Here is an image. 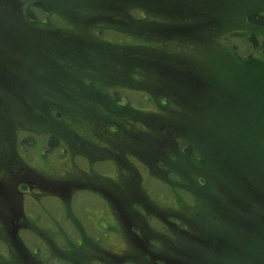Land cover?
Listing matches in <instances>:
<instances>
[{"label": "rangeland", "instance_id": "374dc122", "mask_svg": "<svg viewBox=\"0 0 264 264\" xmlns=\"http://www.w3.org/2000/svg\"><path fill=\"white\" fill-rule=\"evenodd\" d=\"M28 1L5 0L6 3L0 4V16L11 23L6 28L12 44L10 49L23 56L26 53V59L21 60L17 80L31 79L35 90L48 84L47 88L52 93L46 94L47 104V96L42 93L31 98L45 111L43 116L38 115L34 108L30 110L25 96L12 99L7 93L0 100V264H31L32 257L26 258L24 254L30 256L35 250L38 251L35 264H154L157 259L168 261L161 256L168 259L176 255L190 257L188 249H185L193 235L189 229L204 225L215 216H220L219 232L223 242L233 245L230 242L234 240L233 236L224 230L228 225L210 199L211 194L218 193L212 191L213 187L219 190L221 182H228L225 181L227 177L206 172L213 182L217 178V183L207 189L208 182L200 186L193 180L195 170L202 175L203 170H199L191 157L177 152L175 138L153 154L150 165L143 159L142 149H135L128 138L112 144L111 134L102 129L106 126L119 128L124 131L114 132L116 135L130 136L143 127L139 120L144 116L139 111H147L149 115L158 112L155 123L161 134L167 135L171 122L193 128L191 122L198 121V115L193 112L195 105L183 116L175 114L172 120L167 117L183 108L168 100L175 97V92L168 88L171 77L162 82L163 76L158 71L159 65L166 64L162 61L164 54H173L178 65L191 70L198 67L196 64L186 66L190 57L203 58L209 65L204 71L199 68V75L215 77L222 85V92L216 94L230 96L219 97L214 107L207 108L210 115L215 110L214 118L218 120L223 113L224 124L240 126L250 133L256 124L255 140L264 141V136H260L264 129L258 123L264 119V97H258V93H264L263 67H255L257 73L253 77L251 67L234 69L232 59L226 58L222 52L220 54V48L230 44L225 39L219 41L221 45L215 41L219 37L217 33L234 31L233 24L241 21L240 18L237 20L238 15L256 7L262 8L264 0H189V6L195 4L200 11L183 15L180 14L182 9L177 7L179 4H175L184 0H125L123 5L132 16L129 22L132 23L133 19L143 23L150 20L141 27L140 36L136 32H116L112 28L92 25L104 22L100 17L112 19L107 17L105 10L117 16V0H42L43 3L38 0L33 13L42 17L49 11L50 15L48 22L40 25L30 17L19 21L20 11ZM260 3L263 5L259 6ZM183 17L187 24H195L202 18L198 21L199 27L209 19L210 27L195 29H202L200 33H183L173 27L174 23L177 24L175 19ZM236 32L245 31L239 29ZM97 34L112 42H123L118 44L125 49H120L119 53L107 51L104 55L92 45L100 37ZM242 38L231 33L228 40L236 44L232 50L248 58L251 51L257 54L252 43L243 42ZM175 39H180V42L175 44ZM86 41L88 45L83 47ZM57 56L61 57V63L56 61ZM230 57H234L233 54ZM39 65L44 67L42 73L47 70L42 76L38 74ZM133 68L140 70L138 79L131 77L135 73L131 70ZM246 70L249 73H245ZM39 80L41 85L37 82ZM92 80H95L93 87L87 86V82ZM101 82L105 87L109 86L111 92L104 86L100 88ZM1 87L7 88L6 85ZM232 95L235 96L233 99ZM50 97H55L62 105L65 102L67 108L70 103V111L79 119L75 127L79 132L85 131L86 126L94 127L88 120L94 121L99 127L97 136L110 144L111 152H117L116 155L109 154V147L96 150L97 146H92V142L81 141L77 134L73 135L75 131L66 121L57 122L53 117L49 118ZM92 100L102 108L96 104L88 105ZM163 100L164 104L161 103ZM120 104L122 108L117 107ZM125 105L126 108L123 107ZM63 110L67 111L66 108ZM166 112L171 114L166 115ZM232 114H237L234 121L238 119L240 124L232 121ZM201 128L196 129V134L204 143L207 141ZM174 129L178 131V126ZM34 130L37 131L36 144L32 142L23 146L22 139ZM45 131V134L56 133L65 137L66 144H72V152L64 151L61 141L54 149L42 153L44 136L41 135ZM247 137L246 131L239 135V146H244ZM257 156L264 159L263 154L257 153ZM116 158L117 163L114 161ZM241 166L245 167V164ZM263 166L254 165L250 171L261 173ZM235 193L242 199L246 197L245 190L240 187L235 189ZM195 195L198 200H195ZM208 201L214 209L208 210ZM194 208L197 212L192 214ZM169 219L180 224L176 225ZM16 222L18 238L15 241ZM234 227L230 230L236 233L240 225ZM191 239L193 241L194 237ZM9 244L14 251L8 252ZM222 251L223 259L235 258L239 253L236 249ZM209 252L199 253L205 259L203 264H213V256ZM247 260L250 261L249 258Z\"/></svg>", "mask_w": 264, "mask_h": 264}, {"label": "trees", "instance_id": "16d2710c", "mask_svg": "<svg viewBox=\"0 0 264 264\" xmlns=\"http://www.w3.org/2000/svg\"><path fill=\"white\" fill-rule=\"evenodd\" d=\"M125 0H117V6L115 9H117V16L114 15L113 12L108 13V10H105L104 12L107 14V17H110L112 19L108 18H102L101 20L104 22H101L100 24H92L94 26H99V28L108 27L112 28V30L118 32H136L138 35L140 32L143 31L141 27H144L147 23H150L149 19H146L143 23L142 20H139V22L136 19H133L132 23L129 22L132 18L131 13L128 11V8L125 7V4L123 5V2ZM180 1V0H177ZM43 3V1L41 0ZM189 0H184V2H177V7L182 9V12L180 14L183 15V13L192 12L196 14V11H200L198 7L194 4V6L190 5L191 3H188ZM193 2H196V0H193ZM6 3L5 0H0V4ZM38 0H29L25 5L22 7V12L20 11V18L19 21H23L26 18L30 17L31 20L37 24H45L49 20V11L45 12L43 16H39L38 14L33 13V7L34 5L38 4ZM263 5V3H260L259 6ZM44 6V4H43ZM176 7V8H177ZM174 10L175 8L172 7ZM189 10V11H188ZM204 13L201 11V14ZM103 14V12H102ZM101 14V15H102ZM179 15V16H182ZM99 16V14H97ZM146 15H144L145 17ZM243 16V17H242ZM47 17V19H46ZM237 20L240 18V22L235 23L234 31H230L231 33H236L237 36H242V41L245 42H251L253 46V51H256V53H251L250 58L245 57V55H240L232 48L236 45L235 43H231V41L228 40V37L231 36V33L227 30L222 33H217L216 36L217 40L220 45L221 39H225L230 46L226 47L223 46L220 48V54L221 52L224 53V56L226 58L232 59L233 68H237V70L241 69H247L251 67L250 73L252 77L257 73V69H254L257 66H262L264 71V6L262 8L256 7L255 9L251 10L250 12H244V14L238 15ZM202 19V18H201ZM200 19V20H201ZM234 19V17H233ZM177 24L174 23L173 27H175L178 30H182L183 33H187L189 35L200 33L201 30L196 31L199 27L198 21H196L195 24L185 23L186 18L183 17L182 19L178 20L175 19ZM206 21L203 23V26H200L199 28H209L210 23L209 19H205ZM211 20V19H210ZM212 21V20H211ZM125 24H123V23ZM11 23L7 20L5 21V18L0 16V100H2V97H6L7 93H9V96L12 98H21L25 96L27 98V106L31 109H35V111L38 113V115L43 116L46 115L45 111H42V108L39 107V104L36 100L31 99L33 95L39 93L43 94L46 97L45 104H47L48 101V95L49 93H52V91L47 88L48 84H46V87L41 85L40 80L37 81L40 83V87L36 90L33 88L31 84V79L28 81H19L17 80V73L20 70L21 67V60L26 57L25 55L17 54L13 49H10L12 44L9 40V33H7L6 28L7 25ZM105 24V25H103ZM121 24V25H120ZM40 25V24H39ZM243 27V28H241ZM244 30L245 32L238 33L236 31L238 30ZM177 30V31H178ZM180 30V31H181ZM194 30V31H192ZM206 32V31H203ZM207 33V32H206ZM223 36H220L222 35ZM225 34V35H224ZM183 35V34H182ZM96 36H100L97 40L93 42V47L97 48L100 52H102L104 55L107 51L115 50L118 53L120 52V49H125V46L118 44L123 42H112L109 39L105 38L102 34H97ZM140 36V35H139ZM83 41V40H82ZM180 42V39H175V44H178ZM88 45V42H84L83 47ZM110 45V46H108ZM238 46V45H237ZM80 46V48H83ZM91 47V48H93ZM152 49L160 50L159 47H153ZM17 51H20L16 49ZM235 51V52H234ZM78 53V52H77ZM163 54V53H162ZM230 54H233L234 57H230ZM259 55V56H258ZM52 59H55V55H52ZM174 55H165L162 61L166 63L165 65L162 64V66L159 65L158 71L163 76V81L166 82L168 80V77H171L170 80L172 82L168 86L170 90H173L175 92L174 98H169L168 100L170 102H177L179 106L182 108L181 112H175L173 116H167L169 119H173L175 114L177 116L179 114H184V112L188 111L189 108L193 107L195 105V109H193V112L195 115H198L197 119L198 121L191 122V125L193 128L182 126V124L179 123H173L171 122V126L168 125V133L167 135L161 134L160 131L157 129V125L155 123V118L158 115V112H152V115H149L147 111H139L142 116H144V119H140V124L143 125L141 129H137L138 131L131 133L130 136H126L119 134L116 135L114 132H119V130L124 131L123 129L119 128H112V127H103L102 131L109 132L111 143L112 144H119L123 142V138H128L129 143L133 144L135 149H142L141 154L143 159L146 163L151 165V158L154 153H157L161 150L164 146H166V142L170 141L172 138H175V143L177 147V152L179 154H185L188 157H191L194 164H198L200 168L203 167V175L202 172L197 171L195 175L193 174V180L198 182V185L204 186L207 184V189H209V185H214L217 183V178L212 181L211 175H207V173H221L228 179L225 181H228L227 183L221 182L219 185V190H217L216 187H213L212 191L218 192L216 195L212 196L210 195L211 201L215 202V208L218 209V213L222 214V217L224 218L226 224L228 225L227 228H224L225 231H228L234 238L233 241H230L233 245L227 242H223V238L221 237V234L219 232V222H220V216H215L211 221H205L204 225L193 227L189 229V232H191L193 235L191 238L194 237V240L190 238L188 241L189 243L185 244V249H188V255L190 257H182V256H174L172 258H167L165 256H161L160 258H166L165 260H168L167 262L157 259L155 260L154 264H203L205 259L201 256H199V253L203 251H211L209 252L213 256V264H245V263H253V264H264V175L260 176L262 173H264V159H259L257 156L258 154L264 155V141L255 140V127L254 131L250 133V130H243L240 129V126H233V124L227 125L222 122L223 119H225V114H221L220 118L216 120L214 118L215 110L213 111L212 115L208 112L207 108L214 107L215 101L219 99V97L224 98L225 96L221 94H216V92L220 91L222 88V85L217 81V79L213 76L210 77H203L199 75V72L202 70H206L208 68L207 64L203 58H195L194 56L190 57L191 60L189 63H186V66H191L190 64H196V67L194 69H184V67L178 65L173 57ZM221 58V57H220ZM26 59V58H25ZM75 60V57H74ZM250 60V61H249ZM57 62L61 63V57L57 56ZM232 66V65H231ZM201 70H200V69ZM39 69V70H38ZM37 70L39 71V76H42L47 70H44V67L42 65H39ZM134 71V74H131L132 78L138 79L139 78V72L140 70L137 68L131 69ZM247 70L245 71V73ZM194 73V74H193ZM198 73V74H197ZM235 73V72H233ZM249 73V72H247ZM102 75L104 72L101 73ZM165 74V75H163ZM208 74V73H207ZM100 80V79H99ZM95 80L88 81L87 86L93 87ZM26 83V85H25ZM159 83V82H158ZM216 83V84H215ZM169 84V83H167ZM2 85H6L7 88L1 87ZM166 85V84H165ZM164 85V86H165ZM49 84V88H50ZM105 87L104 84L101 82V87ZM163 86V85H162ZM159 87V86H158ZM29 89V90H28ZM108 90L111 92L110 87L106 85L105 90ZM27 90H28V97H27ZM210 90V91H209ZM33 92V94H32ZM219 93V92H218ZM32 94V95H31ZM230 97V96H227ZM235 97V96H234ZM233 95L231 96V99L234 98ZM258 97H264V93H258ZM12 98V99H13ZM51 99V106L48 108L50 111L47 113V115L53 117L54 121L62 122L66 121L69 125H71L75 131L73 132V135L78 136V138L81 141H87L92 142L90 143L92 146H97L96 150H101V147H109L107 149L109 154L115 156L117 152H111L110 144L104 142L102 140V137H98L99 135L97 130L98 126H95L91 122V120L88 122L91 125H94V127L89 128V126L84 127L85 131L79 132L75 129L79 123V119L74 115L72 111H70V103L65 105V102L60 103L58 99L55 97H50ZM128 101V100H127ZM235 101V100H234ZM86 102V101H85ZM164 100L161 101V103L164 104ZM226 102V101H225ZM230 102V101H229ZM91 104L88 105H94L96 104L99 109L102 107L99 106L98 103L95 102V100L90 101ZM62 105V106H58ZM55 106V108H54ZM127 105L123 106L126 108ZM117 107H121L120 104ZM128 107H132L128 105ZM263 107V106H262ZM64 108L67 109V111L64 112ZM133 108V107H132ZM135 112H138L136 108H133ZM54 111V112H53ZM67 112V113H66ZM164 113V109L162 110ZM55 113V114H54ZM58 113V114H57ZM170 115V112H166V115ZM231 113L227 114V116H230ZM105 115H109V113H106ZM237 114H232L231 118H233V122H236L237 124H240L241 121H238L234 119L236 118ZM115 118L119 119L118 116H115ZM183 118V117H182ZM123 119V117L121 118ZM176 119V118H175ZM184 119V118H183ZM205 120V122L199 121V120ZM49 120V119H48ZM216 120V121H215ZM177 121V120H175ZM183 120H181L182 122ZM221 121V122H220ZM169 122V121H168ZM131 125H135L134 122H129ZM260 125L259 127H262L264 129V119L262 118L261 122H258ZM263 123V125H262ZM47 125V123H46ZM243 125V124H242ZM178 126V131L177 128ZM174 127V128H173ZM202 127V131L204 134V137H206V141L204 143H201L199 141L196 129H199ZM242 130V132H241ZM248 132V137L245 141L244 146H239L241 142H239V135H242ZM37 131H33L32 133H27L25 137L22 139V145L25 146L26 144H36L37 140ZM47 131H45L41 136H44L42 142V153L48 152L53 147L58 146L61 141L62 147H64V151L68 149V151H71V146L67 145L65 141V137L58 136L56 133H50L45 134ZM178 132V134H177ZM241 133V134H239ZM259 133V130H258ZM178 135V136H177ZM260 136H264V132L260 133ZM259 141V142H258ZM30 142V143H28ZM200 143L202 145H200ZM45 145V146H44ZM69 146V147H68ZM241 147V148H240ZM54 149V148H53ZM105 149V148H104ZM63 152V150H61ZM247 152L251 155L248 156ZM245 153V154H244ZM252 153L254 155H252ZM176 159V158H175ZM116 163L118 159L116 158L114 160ZM256 161V162H255ZM242 164H245L244 166H241ZM261 164L263 166V169H261V173L257 172H251L250 169L256 165V167ZM208 169V170H207ZM207 170V171H206ZM199 175V176H197ZM201 175V176H200ZM237 187H240L245 190L246 197L241 198V196H238L237 193H235V189ZM222 191V192H221ZM252 198H249V197ZM199 197L195 195V200H198ZM196 202V201H195ZM208 210L214 209L213 204L208 201ZM197 210L194 208L192 211V214H195ZM170 221H174L172 219H169ZM174 224H180V222L174 221L172 222ZM235 225H240V229H236V233H233L230 228H235ZM226 244L223 248L222 245ZM235 245V246H234ZM179 249H183V247L179 246ZM222 249H228V251L238 250L239 253L236 254L235 258L232 259H223V251ZM190 250V252H189ZM242 254V255H241ZM149 258V257H147ZM250 259L248 261L247 259Z\"/></svg>", "mask_w": 264, "mask_h": 264}, {"label": "flooded vegetation", "instance_id": "af4514ba", "mask_svg": "<svg viewBox=\"0 0 264 264\" xmlns=\"http://www.w3.org/2000/svg\"><path fill=\"white\" fill-rule=\"evenodd\" d=\"M60 197V196H59ZM17 224H18V222H16V227H15V231H14V233H13V239L16 241L17 240V238H18V233H17ZM25 244V243H24ZM11 244H9V247H8V252H9V250H11V251H14V249H13V247L12 246H10ZM25 246H27L26 244H25ZM24 256L26 257V258H30V257H32V259H33V263L30 261V263L31 264H35V263H37V260H36V258H35V256H38V251L37 250H35L34 252L32 251V253H31V255L29 256V254H27V255H25L24 254Z\"/></svg>", "mask_w": 264, "mask_h": 264}]
</instances>
